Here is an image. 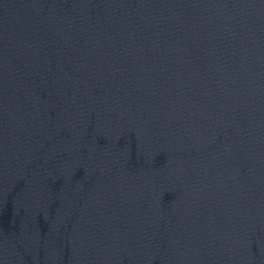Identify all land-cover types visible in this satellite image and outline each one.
I'll return each instance as SVG.
<instances>
[{
	"label": "water",
	"instance_id": "1",
	"mask_svg": "<svg viewBox=\"0 0 264 264\" xmlns=\"http://www.w3.org/2000/svg\"><path fill=\"white\" fill-rule=\"evenodd\" d=\"M0 264H264V0H0Z\"/></svg>",
	"mask_w": 264,
	"mask_h": 264
}]
</instances>
